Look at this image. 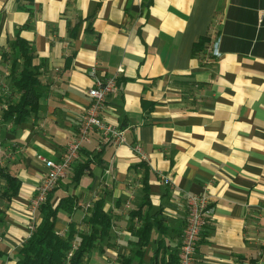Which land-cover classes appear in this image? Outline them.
Masks as SVG:
<instances>
[{
  "label": "crops",
  "instance_id": "1",
  "mask_svg": "<svg viewBox=\"0 0 264 264\" xmlns=\"http://www.w3.org/2000/svg\"><path fill=\"white\" fill-rule=\"evenodd\" d=\"M16 37L30 49L41 94L17 129L0 122V166L20 182L0 202V264H14L30 236L28 202L46 174L37 156L59 159L75 135L92 71L115 80L100 116L124 140L91 133L52 192L54 205L72 202L54 226L62 238L74 230L72 246L90 231L94 203L109 217L84 264H177L192 194L212 207L196 264H264V0H0L3 99L18 97ZM140 229L149 236L141 247Z\"/></svg>",
  "mask_w": 264,
  "mask_h": 264
},
{
  "label": "trees",
  "instance_id": "2",
  "mask_svg": "<svg viewBox=\"0 0 264 264\" xmlns=\"http://www.w3.org/2000/svg\"><path fill=\"white\" fill-rule=\"evenodd\" d=\"M207 37L200 38L194 45V52H201L207 44ZM12 49H17L21 66L18 68L14 60L11 66L10 78L14 92L18 94L16 99H3L0 97V122L3 126L10 124L15 130L30 115L37 111L38 100L41 94L38 81V68L32 63V55L27 43L20 37L11 42ZM2 104L5 107H2ZM1 142V141H0ZM1 145V143H0ZM81 169L86 163L81 164ZM20 182L0 166V202H8L19 192ZM53 189L47 194L44 203L37 211L39 221L30 236L19 246L14 256V264H84L85 254L94 247L96 239L107 234L109 229V217L102 209V202L94 203L86 222L90 225L88 233H80L77 244L71 245L74 230H71L65 238H62L54 229L56 215L59 209L71 210L72 202L69 197L60 199L53 204ZM140 229L138 234L139 246H145L149 236ZM71 256L68 257V253ZM174 257L167 260L154 258L149 264H175ZM121 264H128L125 260Z\"/></svg>",
  "mask_w": 264,
  "mask_h": 264
},
{
  "label": "built area",
  "instance_id": "3",
  "mask_svg": "<svg viewBox=\"0 0 264 264\" xmlns=\"http://www.w3.org/2000/svg\"><path fill=\"white\" fill-rule=\"evenodd\" d=\"M91 73L94 77L93 85L87 91L90 102L78 117L75 135L66 144L59 159L53 160L44 158L41 155L37 156V159L46 167V174L35 187L34 195L28 202V212L32 217L28 223V235L34 231L35 226L32 221L39 206L44 203L47 194L56 186L57 182L66 176L68 170L78 159L80 150L83 144L88 141L91 133L98 132L104 141H111L115 146L121 144L124 140L122 131L103 122L100 116L107 96L116 89L115 80L114 78L101 80L94 76L93 71ZM132 150L139 158H145L139 145H134ZM160 179L164 184H170L169 178L165 175L160 176ZM211 212L212 207L207 198L194 194L186 197V217L181 234L177 264H196L197 244L202 230L208 224V217ZM1 240L2 236L0 235ZM70 256L71 253L69 252L68 257Z\"/></svg>",
  "mask_w": 264,
  "mask_h": 264
}]
</instances>
